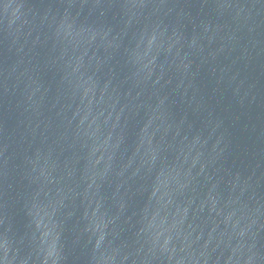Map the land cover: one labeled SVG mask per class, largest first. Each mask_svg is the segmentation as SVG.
<instances>
[{
    "label": "water",
    "instance_id": "95a60500",
    "mask_svg": "<svg viewBox=\"0 0 264 264\" xmlns=\"http://www.w3.org/2000/svg\"><path fill=\"white\" fill-rule=\"evenodd\" d=\"M0 264H264V0H0Z\"/></svg>",
    "mask_w": 264,
    "mask_h": 264
}]
</instances>
